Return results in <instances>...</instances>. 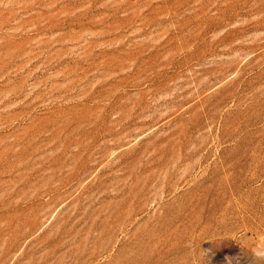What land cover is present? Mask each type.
Returning <instances> with one entry per match:
<instances>
[{"label":"rangeland","instance_id":"1","mask_svg":"<svg viewBox=\"0 0 264 264\" xmlns=\"http://www.w3.org/2000/svg\"><path fill=\"white\" fill-rule=\"evenodd\" d=\"M0 264H264V0H0Z\"/></svg>","mask_w":264,"mask_h":264}]
</instances>
